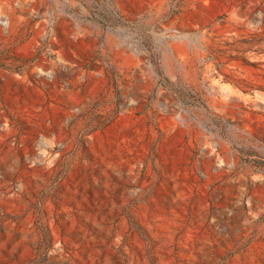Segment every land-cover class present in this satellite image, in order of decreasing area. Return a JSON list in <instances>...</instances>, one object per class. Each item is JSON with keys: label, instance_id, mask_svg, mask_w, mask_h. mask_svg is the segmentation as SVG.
Wrapping results in <instances>:
<instances>
[{"label": "rangeland", "instance_id": "rangeland-1", "mask_svg": "<svg viewBox=\"0 0 264 264\" xmlns=\"http://www.w3.org/2000/svg\"><path fill=\"white\" fill-rule=\"evenodd\" d=\"M263 163L264 0H0V264H264Z\"/></svg>", "mask_w": 264, "mask_h": 264}, {"label": "trees", "instance_id": "trees-1", "mask_svg": "<svg viewBox=\"0 0 264 264\" xmlns=\"http://www.w3.org/2000/svg\"><path fill=\"white\" fill-rule=\"evenodd\" d=\"M263 166H264V163H263V165H262V169H261V170H262V172L264 173V167H263Z\"/></svg>", "mask_w": 264, "mask_h": 264}]
</instances>
